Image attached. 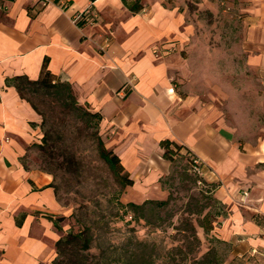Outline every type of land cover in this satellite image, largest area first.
<instances>
[{
  "label": "crops",
  "instance_id": "1",
  "mask_svg": "<svg viewBox=\"0 0 264 264\" xmlns=\"http://www.w3.org/2000/svg\"><path fill=\"white\" fill-rule=\"evenodd\" d=\"M49 1L34 15V0H0V264H52L61 237L49 220L65 213L53 177L28 155L42 138L41 117L5 83L22 75L36 80L44 60L80 105L101 116L104 146L132 181L127 203L164 195L163 178L179 160L186 164L189 151L206 166L209 185L196 188L210 202L202 214L209 216V237L227 246L223 264H264V120L253 130L237 128L194 96L191 63L178 59L190 31L185 17L174 6L141 0L135 13L121 0ZM227 6L236 25L239 17L244 68L264 103V0ZM87 7L97 21L79 27L72 16ZM169 44L176 53L166 51ZM161 141L169 142L171 158Z\"/></svg>",
  "mask_w": 264,
  "mask_h": 264
},
{
  "label": "rangeland",
  "instance_id": "2",
  "mask_svg": "<svg viewBox=\"0 0 264 264\" xmlns=\"http://www.w3.org/2000/svg\"><path fill=\"white\" fill-rule=\"evenodd\" d=\"M227 1L141 0L145 6H174L185 17L190 31L178 59L191 63V91L201 103L225 112L237 128L249 131L263 122L264 103L256 79L244 68L239 17L236 25ZM27 96L63 130L52 135L54 149L44 153L32 146L28 155L53 177L55 198L65 212L56 216L61 237L90 226L93 240L86 264L99 251L111 264H223L227 246L203 230L202 214L210 202L194 185L183 160L163 178L164 195L154 193L149 199L166 201L163 207L146 205L144 218H135L130 211L122 216L117 203L127 204L124 194L129 185H123L99 157L100 135L92 121L51 96ZM88 253L66 247L57 264H80Z\"/></svg>",
  "mask_w": 264,
  "mask_h": 264
},
{
  "label": "trees",
  "instance_id": "3",
  "mask_svg": "<svg viewBox=\"0 0 264 264\" xmlns=\"http://www.w3.org/2000/svg\"><path fill=\"white\" fill-rule=\"evenodd\" d=\"M93 1V0H91ZM122 3L127 7L130 12H138L142 9V5L139 0L130 1L129 3L126 0H121ZM6 85L13 86L18 92L19 96L26 100L32 108L40 115L41 123L40 130L42 132V138L40 143L34 144V147H37L40 151L46 153V151L54 149L55 142L52 139V135L63 134V130L57 129L54 122H50L47 114L40 110L34 102L27 96V93L34 94L37 96H51L55 98L57 101L65 102V108L69 110H73L77 112L78 116L81 118L92 121L94 127L98 129L99 122L101 120V116L98 113L91 112L88 110L87 106L80 105L73 94L72 88L69 83L62 82L55 78L48 70H47V61L44 60L41 66V71L39 77L36 80H30L26 76H14L12 78H7L5 80ZM161 148L164 149V155L167 158H171L173 152L169 150V142L161 141ZM97 149L99 157L106 163V165L112 170L115 176L119 179V181L123 185H131L132 181L128 178L126 172L124 171L119 158L112 153V151L105 148L104 143L101 137L98 138L97 141ZM53 187V183L51 184ZM54 189V187H53ZM166 204V201H153L146 200L142 204H134V203H117L118 209L121 211V215H125L126 213L133 212L135 218H144L142 214V210L146 205H151L155 207H163ZM209 216L206 214L202 217L201 226L205 232H208L211 229L210 222L208 221ZM49 220L52 221L55 228L61 231V227L59 226V220L52 217H49ZM93 240V236L91 234L90 226H86L83 230H78L77 232L68 231L64 236L60 237L55 243V249L57 256L53 259L52 264H57V257L60 255L64 248H72L80 247L82 250L89 252L91 248V243ZM86 258L80 264H86ZM91 262L89 264H111L106 258L103 256L102 252H98L97 254H91ZM116 261H120L118 258ZM122 262V261H121ZM116 263V262H115Z\"/></svg>",
  "mask_w": 264,
  "mask_h": 264
},
{
  "label": "built area",
  "instance_id": "4",
  "mask_svg": "<svg viewBox=\"0 0 264 264\" xmlns=\"http://www.w3.org/2000/svg\"><path fill=\"white\" fill-rule=\"evenodd\" d=\"M50 3L49 0H34V3L32 5L31 13L36 15L38 14L42 9H44L48 4ZM60 8L64 9L67 8L66 3H60L58 4ZM97 21V15L93 11L91 7H87L81 11H77L72 16V22L76 24L77 26H83L87 24H92ZM166 51L168 52H174L177 49L176 44H169L166 48ZM163 50V49H162ZM161 51H154L155 56L160 55ZM129 87V84L125 85L120 92H127V89ZM184 157L186 160L188 172L194 177V183L195 186L199 189H203L209 184H207V181L205 179L204 171H205V164L203 161L197 157L195 154L185 151Z\"/></svg>",
  "mask_w": 264,
  "mask_h": 264
}]
</instances>
